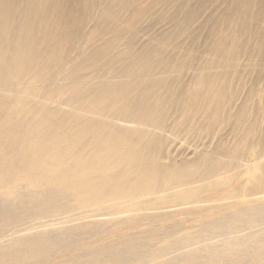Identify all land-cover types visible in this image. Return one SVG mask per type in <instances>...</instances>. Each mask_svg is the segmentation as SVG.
<instances>
[{"label": "bare ground", "instance_id": "obj_1", "mask_svg": "<svg viewBox=\"0 0 264 264\" xmlns=\"http://www.w3.org/2000/svg\"><path fill=\"white\" fill-rule=\"evenodd\" d=\"M0 264H264V0H0Z\"/></svg>", "mask_w": 264, "mask_h": 264}, {"label": "rangeland", "instance_id": "obj_2", "mask_svg": "<svg viewBox=\"0 0 264 264\" xmlns=\"http://www.w3.org/2000/svg\"><path fill=\"white\" fill-rule=\"evenodd\" d=\"M171 12H172V9L171 8H169V7H163V8H159L158 10H154L152 14H149L148 11L143 8L142 15H151L153 17H157L158 18V17L161 16L162 13H171ZM213 12L217 13V9L213 10ZM142 19L143 20L141 22L137 23L136 24L137 26L135 25L134 27H137V28L145 27L146 24H147V21H148V17L147 16H144V17H142ZM200 24H202L201 25L202 28H204L205 25L209 27V25L201 17H199L198 18V21H196V25L197 26L200 25ZM167 27H169V23H166V22H159V23H157V24L154 25V28L156 30H161V29H164V28H167ZM137 39H138L137 45L140 46L141 43H142V41H144L145 37H139ZM135 45H136V42H135Z\"/></svg>", "mask_w": 264, "mask_h": 264}]
</instances>
